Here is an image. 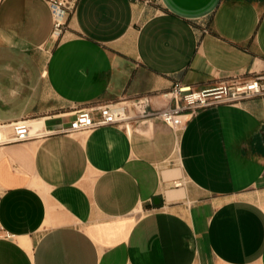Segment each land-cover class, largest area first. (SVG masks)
<instances>
[{
    "label": "crops",
    "instance_id": "crops-1",
    "mask_svg": "<svg viewBox=\"0 0 264 264\" xmlns=\"http://www.w3.org/2000/svg\"><path fill=\"white\" fill-rule=\"evenodd\" d=\"M51 33L45 0H0V122L44 133L0 145V264H264V95L61 131L264 69V0H77Z\"/></svg>",
    "mask_w": 264,
    "mask_h": 264
},
{
    "label": "built area",
    "instance_id": "built-area-1",
    "mask_svg": "<svg viewBox=\"0 0 264 264\" xmlns=\"http://www.w3.org/2000/svg\"><path fill=\"white\" fill-rule=\"evenodd\" d=\"M51 14V38L59 37L66 28L67 19L75 8L77 0H45ZM251 76L233 75L217 85L194 88L189 84L175 82L168 91L172 105L159 108L147 107L143 98L131 105L114 106L110 103L89 105L80 108L67 127L61 131L67 134L86 131L104 125H120L129 119L151 118L168 128L183 129L198 109L219 103H237L245 98L264 95V69L255 70ZM130 106L134 112H130ZM27 118L0 122V145L25 141L43 135V131L31 132Z\"/></svg>",
    "mask_w": 264,
    "mask_h": 264
},
{
    "label": "bare ground",
    "instance_id": "bare-ground-1",
    "mask_svg": "<svg viewBox=\"0 0 264 264\" xmlns=\"http://www.w3.org/2000/svg\"><path fill=\"white\" fill-rule=\"evenodd\" d=\"M29 125H30V129H31V120L28 121Z\"/></svg>",
    "mask_w": 264,
    "mask_h": 264
},
{
    "label": "rangeland",
    "instance_id": "rangeland-1",
    "mask_svg": "<svg viewBox=\"0 0 264 264\" xmlns=\"http://www.w3.org/2000/svg\"><path fill=\"white\" fill-rule=\"evenodd\" d=\"M56 39V38H55Z\"/></svg>",
    "mask_w": 264,
    "mask_h": 264
}]
</instances>
